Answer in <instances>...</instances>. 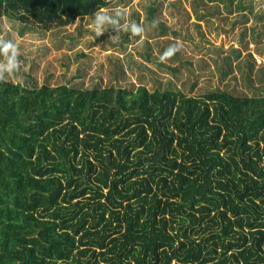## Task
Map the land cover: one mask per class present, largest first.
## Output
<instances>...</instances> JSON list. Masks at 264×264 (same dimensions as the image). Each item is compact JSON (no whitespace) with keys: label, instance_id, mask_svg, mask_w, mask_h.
<instances>
[{"label":"trees","instance_id":"1","mask_svg":"<svg viewBox=\"0 0 264 264\" xmlns=\"http://www.w3.org/2000/svg\"><path fill=\"white\" fill-rule=\"evenodd\" d=\"M106 0H0L68 25ZM0 264H264V94L0 80Z\"/></svg>","mask_w":264,"mask_h":264},{"label":"rangeland","instance_id":"2","mask_svg":"<svg viewBox=\"0 0 264 264\" xmlns=\"http://www.w3.org/2000/svg\"><path fill=\"white\" fill-rule=\"evenodd\" d=\"M100 9L103 34L96 36ZM133 23L142 35L133 34ZM0 35L18 45L17 68H8L12 52L0 54V80L28 87L264 94V0H106L64 26L45 28L1 15ZM175 43L181 50L161 62Z\"/></svg>","mask_w":264,"mask_h":264},{"label":"clouds","instance_id":"3","mask_svg":"<svg viewBox=\"0 0 264 264\" xmlns=\"http://www.w3.org/2000/svg\"><path fill=\"white\" fill-rule=\"evenodd\" d=\"M104 11V9H100L95 13V18L93 21V31L95 32L96 36L102 35V30L99 28L97 22L102 20L104 17L101 15V13ZM156 24V22H153ZM132 32L133 34L142 35L143 29L140 27H137L135 23L132 25ZM182 45L180 43L171 44L168 46V48L165 49L163 54L159 57L161 62H167L172 57L176 55L177 52L181 50ZM17 46H14L10 40L6 41L4 36L0 35V54L7 55L9 52H12V57L9 59L8 68L9 71L12 69H15L18 67L17 63L15 62V58L17 53Z\"/></svg>","mask_w":264,"mask_h":264}]
</instances>
